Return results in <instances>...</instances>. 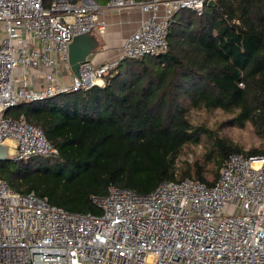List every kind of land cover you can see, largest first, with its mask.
<instances>
[{
	"label": "built area",
	"instance_id": "built-area-1",
	"mask_svg": "<svg viewBox=\"0 0 264 264\" xmlns=\"http://www.w3.org/2000/svg\"><path fill=\"white\" fill-rule=\"evenodd\" d=\"M207 1L0 0V146L6 157L57 155L38 127L22 116L7 117L8 109L104 87L119 62L163 54L174 13L200 15ZM131 9L145 17L123 39L116 59L85 61L76 78L70 74L62 83L71 40L102 35V12ZM91 204L99 215L69 213L0 179V264H264V154L227 156L211 187L183 179L137 195L109 186Z\"/></svg>",
	"mask_w": 264,
	"mask_h": 264
},
{
	"label": "trees",
	"instance_id": "trees-1",
	"mask_svg": "<svg viewBox=\"0 0 264 264\" xmlns=\"http://www.w3.org/2000/svg\"><path fill=\"white\" fill-rule=\"evenodd\" d=\"M212 1L200 15L175 12L166 51L119 62L104 87L8 109L7 117L38 127L57 155L0 161V179L69 213L99 215L91 197L109 186L137 195L183 179L211 187L227 156L263 155L264 146L242 152L212 138L203 161L176 165L184 146L209 137L189 123L190 110H218L228 117L223 124H248L264 142V0Z\"/></svg>",
	"mask_w": 264,
	"mask_h": 264
},
{
	"label": "rangeland",
	"instance_id": "rangeland-1",
	"mask_svg": "<svg viewBox=\"0 0 264 264\" xmlns=\"http://www.w3.org/2000/svg\"><path fill=\"white\" fill-rule=\"evenodd\" d=\"M94 52L95 51H93L88 56L87 61H91ZM115 74L116 73L114 69L106 77L110 78ZM65 75L69 77V70L65 72ZM186 118L192 126H200L208 131L209 133L207 135L209 137L206 135L199 136L197 144H189L184 146L178 155L176 163L177 166L185 163L192 164L194 160L203 161L204 155L207 153L209 145L212 143V138H219L229 146H236L240 148L242 152L260 150L264 146L263 140L256 135V133L248 124L242 128L223 124V122L226 121L228 117L218 110H213L210 112H205L202 110H190L188 111ZM210 168L211 165L209 163L204 164L207 180H212Z\"/></svg>",
	"mask_w": 264,
	"mask_h": 264
},
{
	"label": "crops",
	"instance_id": "crops-1",
	"mask_svg": "<svg viewBox=\"0 0 264 264\" xmlns=\"http://www.w3.org/2000/svg\"><path fill=\"white\" fill-rule=\"evenodd\" d=\"M144 17L145 15L137 9L102 12L101 18L106 23L105 31L102 35L92 34L98 43V47L94 50V55L89 62L98 65L114 61L123 39L136 29L138 23ZM62 77V83H66L68 76L63 74Z\"/></svg>",
	"mask_w": 264,
	"mask_h": 264
},
{
	"label": "water",
	"instance_id": "water-1",
	"mask_svg": "<svg viewBox=\"0 0 264 264\" xmlns=\"http://www.w3.org/2000/svg\"><path fill=\"white\" fill-rule=\"evenodd\" d=\"M94 2V1H93ZM207 6H213V1L208 0ZM98 47V43L92 35L84 34L74 37L68 45L67 59L68 69L72 76L77 77L79 64L87 61L88 56ZM9 160L6 157V149L0 146V161Z\"/></svg>",
	"mask_w": 264,
	"mask_h": 264
},
{
	"label": "bare ground",
	"instance_id": "bare-ground-1",
	"mask_svg": "<svg viewBox=\"0 0 264 264\" xmlns=\"http://www.w3.org/2000/svg\"><path fill=\"white\" fill-rule=\"evenodd\" d=\"M4 144H9V142L5 141V143H4ZM253 165H254V166H256V164H255V163H254Z\"/></svg>",
	"mask_w": 264,
	"mask_h": 264
}]
</instances>
